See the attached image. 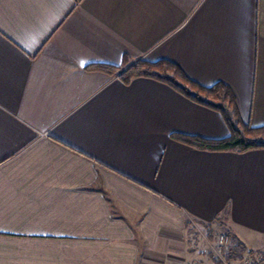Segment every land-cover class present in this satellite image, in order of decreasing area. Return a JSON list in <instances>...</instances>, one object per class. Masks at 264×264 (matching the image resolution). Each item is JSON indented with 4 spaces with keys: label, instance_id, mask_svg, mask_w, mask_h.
Returning <instances> with one entry per match:
<instances>
[{
    "label": "crops",
    "instance_id": "crops-1",
    "mask_svg": "<svg viewBox=\"0 0 264 264\" xmlns=\"http://www.w3.org/2000/svg\"><path fill=\"white\" fill-rule=\"evenodd\" d=\"M170 60L264 126V0H0V264H223L264 250V148L209 151L222 114L147 77Z\"/></svg>",
    "mask_w": 264,
    "mask_h": 264
},
{
    "label": "trees",
    "instance_id": "trees-1",
    "mask_svg": "<svg viewBox=\"0 0 264 264\" xmlns=\"http://www.w3.org/2000/svg\"><path fill=\"white\" fill-rule=\"evenodd\" d=\"M91 67V69H99L112 76L117 75L125 83L137 77H147L162 81L188 99L222 114L230 130L228 137L208 139L187 134L177 133L173 135L175 139L185 144L202 150L234 151L239 153L264 148V126L253 127L242 120L235 94L223 82L210 87L204 86L191 79L178 64L166 59L155 62L143 59L126 60L122 67L106 64ZM224 236L232 240V246L225 253V257L230 260L242 259L246 251L244 243L231 232Z\"/></svg>",
    "mask_w": 264,
    "mask_h": 264
},
{
    "label": "built area",
    "instance_id": "built-area-1",
    "mask_svg": "<svg viewBox=\"0 0 264 264\" xmlns=\"http://www.w3.org/2000/svg\"><path fill=\"white\" fill-rule=\"evenodd\" d=\"M219 253L221 255V260L223 264H264V250L250 252L243 256L240 260H230L225 257V253L228 252L230 247L232 246V240L228 239L224 235L220 237L219 240ZM196 264H204V263H196Z\"/></svg>",
    "mask_w": 264,
    "mask_h": 264
}]
</instances>
